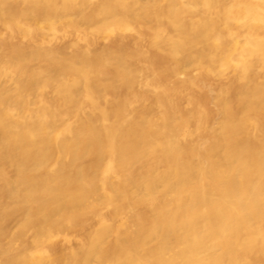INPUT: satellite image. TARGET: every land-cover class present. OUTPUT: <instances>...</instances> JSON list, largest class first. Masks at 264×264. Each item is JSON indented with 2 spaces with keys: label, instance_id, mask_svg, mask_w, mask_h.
<instances>
[{
  "label": "bare ground",
  "instance_id": "obj_1",
  "mask_svg": "<svg viewBox=\"0 0 264 264\" xmlns=\"http://www.w3.org/2000/svg\"><path fill=\"white\" fill-rule=\"evenodd\" d=\"M0 264H264V0H0Z\"/></svg>",
  "mask_w": 264,
  "mask_h": 264
}]
</instances>
